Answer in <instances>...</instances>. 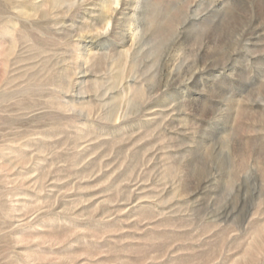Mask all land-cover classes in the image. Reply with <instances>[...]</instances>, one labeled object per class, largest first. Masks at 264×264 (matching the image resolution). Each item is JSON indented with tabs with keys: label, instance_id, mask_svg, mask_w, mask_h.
Returning <instances> with one entry per match:
<instances>
[{
	"label": "rangeland",
	"instance_id": "1",
	"mask_svg": "<svg viewBox=\"0 0 264 264\" xmlns=\"http://www.w3.org/2000/svg\"><path fill=\"white\" fill-rule=\"evenodd\" d=\"M0 264H264V0H0Z\"/></svg>",
	"mask_w": 264,
	"mask_h": 264
}]
</instances>
